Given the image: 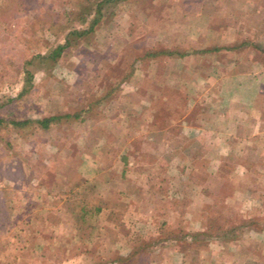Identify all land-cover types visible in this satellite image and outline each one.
<instances>
[{
	"label": "rangeland",
	"instance_id": "obj_1",
	"mask_svg": "<svg viewBox=\"0 0 264 264\" xmlns=\"http://www.w3.org/2000/svg\"><path fill=\"white\" fill-rule=\"evenodd\" d=\"M98 1L0 0V203L6 201L7 205L0 204V264H108L106 259L111 258L104 251L109 234L103 236L104 223L94 210L103 205L99 198L104 190L97 186L82 192L66 184L74 186L79 180L82 154L86 151L94 155L96 134L92 123L105 107L97 102L105 98L103 103L109 104L110 93L116 91L120 81L132 70H140L143 61L136 62L138 57L223 54L224 50L238 53L240 47L246 49L238 45L242 37L251 42L259 39L257 50L264 53V14L246 10L264 9V0H115L100 7L93 29L71 40L56 62L31 59L62 43L70 29L87 27ZM88 7L90 14L81 21L78 17ZM67 15L69 19L64 20ZM181 39L183 47L174 44ZM29 60L31 85L21 92L23 62ZM106 108L109 113L110 107ZM74 114H78L77 118ZM48 116L58 118L47 128H40L36 119ZM105 130L98 128L102 133L108 128ZM118 148L123 153L127 151L125 140ZM85 159L94 164L93 157ZM144 161V157L138 159ZM126 162L127 156L118 162L124 171ZM248 162L258 164L259 158ZM62 174L65 178L60 177ZM262 175L250 172V185H259ZM167 176L168 183H174V175ZM234 177L230 180L226 176L229 182L219 194L232 193L231 202L236 204L214 206L213 221L209 219L203 230L198 229V223L188 225L182 219L176 223L178 226L172 222L171 230L169 224L152 222V228L164 225L167 232L161 228L164 232L150 257L156 256L169 240L181 248L205 249L214 237L223 242L234 240L236 231L246 225L264 229V220H238L239 212L256 214L264 199L256 200L258 190L253 194L240 191L238 187L248 181L239 180L237 173ZM184 178L187 181L188 177ZM193 178L200 182L202 175ZM239 200L242 204H238ZM63 204H68V209ZM81 206L84 218L76 219L72 214L71 219L66 218L71 209L73 213ZM54 207L58 211L54 212ZM223 209L225 213L235 211L230 220L224 218V211L220 214ZM51 212L60 213L67 221L57 222ZM81 226L84 233L78 235ZM144 241L149 245L141 250L150 249L155 240L149 236L131 237L123 243V249L133 243L138 249L135 257L143 256L137 245ZM202 256L206 257L205 253ZM143 262L142 258L139 264Z\"/></svg>",
	"mask_w": 264,
	"mask_h": 264
},
{
	"label": "crops",
	"instance_id": "obj_2",
	"mask_svg": "<svg viewBox=\"0 0 264 264\" xmlns=\"http://www.w3.org/2000/svg\"><path fill=\"white\" fill-rule=\"evenodd\" d=\"M246 10L264 14V9ZM174 44L184 46L182 39ZM238 45L246 49L240 47L242 53L224 50L223 54L208 55H142L136 59L143 61L140 70H132L116 91H111V103H103L105 98L97 102L105 107L92 123L96 134L94 155L86 151L82 154L79 180L74 186L66 185L82 192L97 186L104 190L99 198L103 205L94 210L104 223L103 236L109 234L108 251L104 252L113 261L108 264H118L116 258L130 250L127 245L123 249V243L131 237L160 235L164 232L161 228L167 232V226L152 228V222L169 224L171 230L182 219L188 225L198 223V229L203 230L209 219L213 221L214 206L236 204L231 202L232 193L219 194L229 182L226 176L235 180L237 173L239 180L248 181L243 185L237 182L242 187L238 189L252 194L260 191L254 196L263 202L264 176L253 187L247 175L264 174V53L257 50L259 39L251 42L242 37ZM99 126L108 131H98ZM123 140L128 147L124 153L118 148ZM124 156L125 171L118 165ZM90 157L94 164L85 159ZM142 157L145 161L138 162ZM254 157L259 158L258 164L248 162ZM196 174L202 175L200 182L193 178ZM167 175L176 178L171 183L173 188ZM60 177L65 178V174ZM63 207L68 209V204ZM141 208L145 209L142 213ZM224 213L230 220L235 211ZM66 215L71 219L70 213ZM55 218L57 222L67 221L60 213ZM238 220H264V203L256 214L239 212ZM257 226L240 228L228 242L214 237L205 249L181 248L169 240L156 256H149L142 264H264V229Z\"/></svg>",
	"mask_w": 264,
	"mask_h": 264
},
{
	"label": "trees",
	"instance_id": "obj_3",
	"mask_svg": "<svg viewBox=\"0 0 264 264\" xmlns=\"http://www.w3.org/2000/svg\"><path fill=\"white\" fill-rule=\"evenodd\" d=\"M113 1H115V0H99L95 5V11H94L91 19L89 20V24L87 25V27L70 29L66 33V35L64 36L62 43L56 44L47 54H45V55H39L38 54L34 58H31V59H38L39 61H42L45 63L48 62L51 64L53 62H56L57 59L59 58L60 54L65 49V47H67L69 44H71V40L75 39L76 37L83 36L84 34H86L87 32H89L93 29L95 23L98 21V17L100 16L98 14L100 7L104 3L113 2ZM90 10L91 9L88 7L84 12H82V14H80V16L78 18L81 21H84L85 17L90 14ZM67 19H69L68 15L65 16L64 20H67ZM31 63H32L31 60L23 62V78H22L23 87H22L21 92L28 89L31 85V72L28 69V67L31 65ZM77 116H78V114H74L73 117L77 118ZM57 118H58V116L41 117L39 119H36V123L38 124V126L40 128H47ZM15 123L17 124V122H15ZM18 124H22V122L21 123L18 122ZM1 205L5 206L7 208L6 201L4 202V204H1ZM84 213H85V209L83 206L74 210L73 213H72V211H70V214H72L74 216V218H76V219H81ZM159 236L160 235H154V236L150 237V239H153L155 241L150 245V249H148V250L147 249L141 250V248L147 247V245H149L148 244L149 241H144L143 243L137 245L140 248V251L143 253V256H139V257H141V259L143 258V260H145L150 256L151 252L155 249L154 247L159 243L158 242L160 239ZM197 241H198V239H197ZM132 244L130 246V250H128V252L124 253L122 258L119 257V259H116V262L121 263V264H139V261L141 259H139V257H137V256L135 257V252H137L138 249H135V247H133L135 244H133V245ZM106 260H108V263H111L113 261L111 259H106Z\"/></svg>",
	"mask_w": 264,
	"mask_h": 264
}]
</instances>
